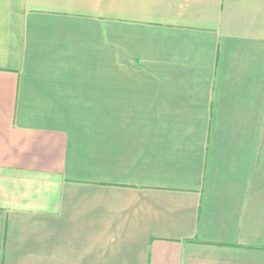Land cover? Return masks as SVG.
Listing matches in <instances>:
<instances>
[{
  "label": "crops",
  "instance_id": "0c3cea01",
  "mask_svg": "<svg viewBox=\"0 0 264 264\" xmlns=\"http://www.w3.org/2000/svg\"><path fill=\"white\" fill-rule=\"evenodd\" d=\"M0 264H264V0H0Z\"/></svg>",
  "mask_w": 264,
  "mask_h": 264
}]
</instances>
